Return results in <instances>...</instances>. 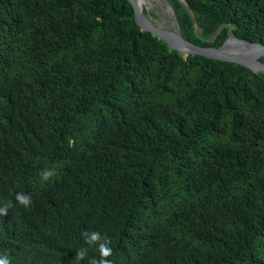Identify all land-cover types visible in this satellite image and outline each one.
Masks as SVG:
<instances>
[{
	"label": "trees",
	"instance_id": "obj_1",
	"mask_svg": "<svg viewBox=\"0 0 264 264\" xmlns=\"http://www.w3.org/2000/svg\"><path fill=\"white\" fill-rule=\"evenodd\" d=\"M167 1L198 46L264 45V0ZM5 206L10 264H90L85 232L111 264H264V73L182 55L128 0H0Z\"/></svg>",
	"mask_w": 264,
	"mask_h": 264
},
{
	"label": "water",
	"instance_id": "obj_2",
	"mask_svg": "<svg viewBox=\"0 0 264 264\" xmlns=\"http://www.w3.org/2000/svg\"><path fill=\"white\" fill-rule=\"evenodd\" d=\"M128 1L133 7L135 20L140 29L142 31L151 33L153 36L157 37L159 40L167 44L169 48L177 50L182 55L186 57L190 55L201 56L207 59L235 63L246 67L253 72L264 73V63L260 61L261 58H264V45L231 36L218 49L201 47L183 38L175 11L167 0L158 1L165 7L166 14L171 20L170 29H165L161 27V25H157L155 22L148 19L145 11L140 9L138 0ZM190 13L193 16L192 11H190ZM231 39L238 42L239 44L245 45L249 49V51L222 53V49Z\"/></svg>",
	"mask_w": 264,
	"mask_h": 264
},
{
	"label": "clouds",
	"instance_id": "obj_3",
	"mask_svg": "<svg viewBox=\"0 0 264 264\" xmlns=\"http://www.w3.org/2000/svg\"><path fill=\"white\" fill-rule=\"evenodd\" d=\"M53 171L51 170H43L40 172V176L42 180L48 181L53 176ZM17 201L24 205L28 206L30 204V198L24 195H17L16 197ZM7 207L0 208V214H6ZM84 236V243L88 246H97L99 251V259H93L90 261V264H111V261H109L107 258L112 255V249L109 247L110 241L107 239V237H101L99 233L92 232L87 233L85 232L83 234ZM87 255V249H81L80 251L76 252L75 260L77 261V264L81 260H83ZM0 264H10V260L8 257L4 256L0 258Z\"/></svg>",
	"mask_w": 264,
	"mask_h": 264
},
{
	"label": "rangeland",
	"instance_id": "obj_4",
	"mask_svg": "<svg viewBox=\"0 0 264 264\" xmlns=\"http://www.w3.org/2000/svg\"><path fill=\"white\" fill-rule=\"evenodd\" d=\"M151 5L152 7H150L149 5H145L144 8L148 19L152 20L157 25H161V27L165 29H170L171 20L166 14L165 7L158 0H152ZM152 12L157 15L156 18L151 15Z\"/></svg>",
	"mask_w": 264,
	"mask_h": 264
},
{
	"label": "bare ground",
	"instance_id": "obj_5",
	"mask_svg": "<svg viewBox=\"0 0 264 264\" xmlns=\"http://www.w3.org/2000/svg\"><path fill=\"white\" fill-rule=\"evenodd\" d=\"M152 0H138V5L140 9L144 10L145 5H151ZM249 49L242 44H239L238 42L234 40H229V42L226 44V46L222 49V53H236V52H247Z\"/></svg>",
	"mask_w": 264,
	"mask_h": 264
}]
</instances>
